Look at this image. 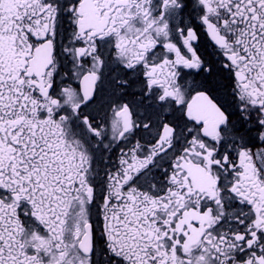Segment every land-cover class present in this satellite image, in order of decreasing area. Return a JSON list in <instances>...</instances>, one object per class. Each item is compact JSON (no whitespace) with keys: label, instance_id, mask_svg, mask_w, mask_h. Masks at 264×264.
<instances>
[{"label":"snow or ice","instance_id":"6c2138e0","mask_svg":"<svg viewBox=\"0 0 264 264\" xmlns=\"http://www.w3.org/2000/svg\"><path fill=\"white\" fill-rule=\"evenodd\" d=\"M0 264H264V0H0Z\"/></svg>","mask_w":264,"mask_h":264}]
</instances>
